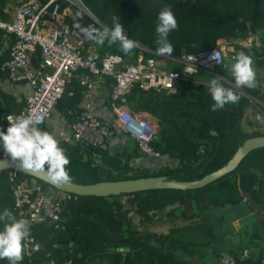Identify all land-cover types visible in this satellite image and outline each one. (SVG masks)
Listing matches in <instances>:
<instances>
[{
    "label": "trees",
    "instance_id": "trees-1",
    "mask_svg": "<svg viewBox=\"0 0 264 264\" xmlns=\"http://www.w3.org/2000/svg\"><path fill=\"white\" fill-rule=\"evenodd\" d=\"M7 1L0 0V15H3L2 9ZM80 1L103 26L80 10L76 13V20L70 19L73 26L111 28L112 16L117 15L129 38L138 41V46L156 52L157 14L165 5H169L177 18L178 28L169 33L174 51L166 55L175 59L184 53L212 49L221 39H243L251 35L254 37V46L244 47L233 43L234 52L251 54L254 67L264 70V0ZM90 43L101 57L119 54L135 61L140 53L138 47L130 53H123L118 42L112 45L107 42L104 45L93 41ZM141 54L144 59L150 56L145 51ZM2 63L3 60L0 61V76L4 69ZM217 67L224 75L223 67ZM200 75L213 78L199 71L193 73L191 78L182 77L181 85L174 90L143 89L134 84L125 96L124 104L131 111L148 113L157 120L158 128L152 134L150 146L161 155L175 160L173 166L167 165L158 171L144 168L130 174L128 155L111 154L109 150H87L78 143L61 141L60 145L70 157V164L66 166L70 181L89 184L156 175L178 181L193 180L196 177L194 170L203 169L205 174L217 170L233 156L240 143L264 134V131L255 129L253 120L245 115L251 104L245 95L237 93L240 96L238 103L211 111L210 106L214 101L207 91L208 81H200ZM243 89L264 104V82H257L255 88ZM78 94L77 90L68 99L69 108H74ZM58 106L62 107L61 100ZM7 113L0 110V122ZM43 129L47 130L46 127ZM201 146L204 148L203 153H199ZM19 175L20 178H32L21 173ZM122 196H127L126 201H130L135 209L132 206L124 208L120 199ZM244 196L264 214V147L251 150L234 170L203 187L154 189L107 197L78 196L77 200L69 203L72 213L64 217L65 231L54 232V227L48 228L43 223L40 230L33 232L37 241L36 257L41 260L64 257L61 246L54 244L58 240H69L76 229L75 239L67 253L72 264H188L186 258L193 259L201 255L206 242L188 241L187 226L172 229L164 235L140 233L133 216H129L130 212L140 215L147 223L149 211L175 205L172 213L184 219H194L209 205H235ZM4 208L16 215L7 171L0 172V210ZM153 240L160 243L161 247L152 245ZM235 259L236 264H248L250 261ZM23 261L19 264H23ZM0 264L8 262L6 259L0 260ZM192 264L201 263L193 260Z\"/></svg>",
    "mask_w": 264,
    "mask_h": 264
},
{
    "label": "built area",
    "instance_id": "built-area-1",
    "mask_svg": "<svg viewBox=\"0 0 264 264\" xmlns=\"http://www.w3.org/2000/svg\"><path fill=\"white\" fill-rule=\"evenodd\" d=\"M80 3V0H19L10 10L8 18L0 17V29L12 35L9 58L2 67L10 81L25 80L30 88L23 108L18 113L9 114L16 116L32 112L44 116L46 122L50 119L53 108L61 100L66 84L79 70H83L78 76L79 85L82 87L81 106L68 109V115L78 119L72 125L68 141L78 143L79 139L83 138L91 143L93 149L108 150V140L115 126L102 118L93 101L94 87L102 77L108 76L113 82L108 94L109 104L116 115L118 127L133 136L140 151L156 158L161 154L149 143L155 132V125L141 119L135 121L134 116L123 109L125 96L134 84L143 89L174 90L181 85V72L192 67L190 74L200 71L219 77L225 87L248 97L255 106L252 120L254 124L258 123L256 129L264 131V104L246 93L243 87H237L235 81L223 78L213 71L215 67L223 65L226 56L236 55L233 47L222 44L223 39L212 49L184 53L178 59L138 46L140 53L136 60L128 62L124 69H120V65L125 63L121 55L107 54L101 57L80 28L70 23L71 15H76L78 11L75 5L80 9ZM253 39V36L249 35L237 43L244 47H253ZM142 51L150 53V56L144 59ZM168 60L177 61L180 64L177 68L179 71H167L160 67L161 61ZM207 91L209 92L208 88ZM7 115L3 123H0L4 130L9 124ZM133 122L145 130L129 129L130 123ZM203 152L204 148L201 146L199 153ZM5 158L9 157L0 147V159ZM7 178L13 197V209L18 218L27 219L30 225L54 221L53 227L59 232L66 230L61 210L77 200V195L59 191L34 178H20L16 170H7ZM50 188L56 190L57 194L51 195L48 191ZM243 199L247 203L250 202L247 196ZM36 244V238L30 233V238L24 242L23 259L27 264H72L69 258L64 257L61 260L37 258ZM35 258L37 260L33 261ZM221 262L236 264V259L233 255H225ZM258 264H264V258Z\"/></svg>",
    "mask_w": 264,
    "mask_h": 264
},
{
    "label": "crops",
    "instance_id": "crops-1",
    "mask_svg": "<svg viewBox=\"0 0 264 264\" xmlns=\"http://www.w3.org/2000/svg\"><path fill=\"white\" fill-rule=\"evenodd\" d=\"M18 1L19 0L7 1L2 9L3 15H0V17L8 18L10 15V10L16 3H18ZM71 18L76 20L77 16L71 15ZM11 40L12 35L7 34L0 29V61L3 60V63L9 58V46L11 44ZM160 66L168 67L170 69H177L180 64L177 61L168 60L166 62L161 61ZM255 69L257 82H264V73L262 72L264 70L256 67ZM83 72V70H79L69 82L74 86L72 96L75 95L77 90L79 93L74 109H77L81 106L82 87L79 85L78 76ZM220 76L226 78L225 75ZM210 79L212 78L207 75H200L199 78L200 81H209ZM73 82H75L77 85H75ZM112 83L113 82L110 77L104 76L98 81L97 85L93 89V101L95 107L99 110L103 119L109 121L113 126H115L112 135L108 140L109 152L111 154L129 156L127 163L131 168L129 170L130 174L144 168L148 169L149 171H158L164 166H173L175 160L169 158L166 155H160L156 158L142 155L140 150L136 147L133 136L129 134V132L127 133L118 127V124L116 123V115L110 107L108 97V94L112 88ZM0 91L2 95V99L0 100V110H3V112H8L7 114H9L18 113L23 108L25 98L30 92V88L26 82L10 81L6 71L3 69L2 75L0 76ZM62 108L63 106L59 107L57 104L51 112L50 119L44 122L41 127H46L47 130L56 136L60 142H70L68 140L72 130V125L74 124L71 119L76 117L69 116L70 119H66L61 113ZM123 109L129 111L130 114L134 116V120L141 119L142 121H147L151 124H154L155 130L158 128L157 120L148 113H134L125 104ZM254 109L255 106L250 104L247 107L245 115L252 119V113ZM3 120L0 123H3ZM254 125L256 129L257 125ZM129 129L145 130L141 125L137 123L135 124L134 122L130 123ZM48 191L53 196L57 194V191L52 188H50ZM120 199L121 202L124 203V208H130L132 206L130 201H126V197ZM132 207L135 209V206ZM175 208L176 206L172 205L166 206L164 209H153L149 211L147 223L144 218L135 212H130L129 216H133V221L137 225V231L140 233L146 232L164 235L172 229L179 228L180 226H187L189 233L186 234V239L188 241L206 242L201 255L195 256L193 259L191 257L186 258L188 264H192L193 260L201 264H222L221 259L225 256V254L233 255L234 257L243 260L250 259L248 264H258L263 261L264 214L251 202L247 203L243 199L241 202L235 205H209L205 209L201 210L198 216L194 219H184L181 218L180 215L172 213L171 210ZM217 218L221 219L222 230L216 233L214 232L213 221ZM239 221H242V223L239 224ZM41 224L43 223H32V225H30L31 233L33 234V232L36 230H40ZM46 227L53 228V226H47V223ZM33 236L35 237L34 234ZM56 245L58 244L55 243L54 246ZM236 251H243V254L240 253L237 255ZM253 252L254 254L252 255ZM23 262V264H27L26 261Z\"/></svg>",
    "mask_w": 264,
    "mask_h": 264
},
{
    "label": "clouds",
    "instance_id": "clouds-1",
    "mask_svg": "<svg viewBox=\"0 0 264 264\" xmlns=\"http://www.w3.org/2000/svg\"><path fill=\"white\" fill-rule=\"evenodd\" d=\"M111 28L96 27L80 28L84 37L98 45L119 43L123 53H130L138 46V41L129 38L124 31L117 15L112 16ZM178 28L177 18L169 5H165L157 14L155 43L160 54L171 55L174 46L169 40V33ZM231 74L237 87L255 88L257 86L256 69L253 57L244 51H239L233 57ZM192 73L193 68L184 69ZM196 70V68H195ZM207 88L214 101L211 111L225 108L228 104H236L240 96L231 88L225 87L219 77L207 82ZM44 116L29 112L6 116L9 122L6 130L0 127V147L8 157L19 163V166L33 172H43L48 182L61 186L71 180L69 170L70 157L67 150L50 131L41 127ZM30 224L27 219L18 218L10 209L0 210V260L8 264H19L24 258V242L30 238Z\"/></svg>",
    "mask_w": 264,
    "mask_h": 264
},
{
    "label": "water",
    "instance_id": "water-1",
    "mask_svg": "<svg viewBox=\"0 0 264 264\" xmlns=\"http://www.w3.org/2000/svg\"><path fill=\"white\" fill-rule=\"evenodd\" d=\"M80 4L82 6V7L80 6L81 7L80 9L85 14H87L95 22L103 26V24L89 11V9L83 3ZM223 41L226 43V45L232 46L233 43L239 42L240 38L235 39L233 37H230L228 39H223ZM255 43L257 44V41ZM233 57L234 56H226L223 60V65H222L224 69V75L226 76V79L230 81H234V78L231 74V64L234 62ZM124 59H125V63L120 65L119 67L120 69H124L127 63L131 61V58L129 57H126ZM160 67L167 71L170 70V68L168 67H163V66ZM176 71H179V69H176ZM181 75L184 78L192 77V74L185 71L181 72ZM20 82H26V81L22 80ZM73 89L74 86L71 83H67L63 95L61 96V102L63 106L61 113L66 119H70L68 115L69 105L67 101L69 97L73 95ZM71 121L75 123L78 121V119L74 118L71 119ZM256 125L258 126V123H256ZM78 144L87 150L93 149L91 143H89L83 138L79 139ZM261 147H264V134L247 138L245 141H243L238 145L237 150L235 151L233 156L226 162V164H224L217 170H214L207 174L203 172V169H196L194 170L196 174L195 179L183 180V181H178L175 179H167V177L164 175H156V176H145V177H137V178L117 179V180H104L89 184H80L69 181L68 183H65L61 186H54L47 181L45 174L43 172H33L31 170H26L20 167L17 161H14L10 158L0 159V172L7 170H16L21 174L28 175L38 181L46 183L49 186H52L53 188L59 191L75 194L77 196L107 197L112 195L118 196L120 194H130L134 192L154 190V189H195V188L203 187L206 184H209L221 178L225 174L231 172L238 166L240 161L246 156L248 152H250L253 149L261 148ZM140 153L144 156L146 155L142 151H140ZM71 208H72L71 204L64 206L63 209L61 210V214L64 217L66 215H71L72 213ZM241 223L242 221H239V224ZM53 225H54V221H50L47 223V226L49 227ZM221 227H222L221 219L220 218L215 219L213 221L214 232L217 233L221 231L222 230ZM75 234H76V229H74L73 232L71 233L69 240L57 241V244L62 246V249L65 253L64 258H68L67 253L69 252V247L71 243L75 239ZM151 244L156 247H161V244L156 242L155 240H153ZM236 252L237 255H239L240 253L243 254V251H236ZM36 260L37 258L33 259V261ZM59 260H61V258H59Z\"/></svg>",
    "mask_w": 264,
    "mask_h": 264
},
{
    "label": "rangeland",
    "instance_id": "rangeland-1",
    "mask_svg": "<svg viewBox=\"0 0 264 264\" xmlns=\"http://www.w3.org/2000/svg\"><path fill=\"white\" fill-rule=\"evenodd\" d=\"M75 8H77V10H80L79 8H78V6L77 5H75ZM81 11V10H80ZM254 38V37H253ZM241 39V38H240ZM224 42V41H223ZM222 42V44L224 45H226V43L224 42L223 43ZM221 43V42H220ZM226 46H228V45H226ZM229 47V46H228ZM230 47H232V46H230ZM219 68L218 67H215L214 69H213V71L215 72V73H217V74H222L221 73V71L220 70H218ZM263 73H264V71H262ZM211 76H213V75H211ZM214 77V76H213ZM123 197H126L127 198V196H122L121 198H123ZM189 221V220H188ZM54 232H58V230L56 229V228H54Z\"/></svg>",
    "mask_w": 264,
    "mask_h": 264
}]
</instances>
